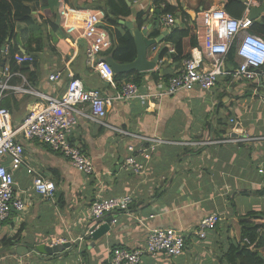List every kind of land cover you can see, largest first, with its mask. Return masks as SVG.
Masks as SVG:
<instances>
[{"label":"crops","instance_id":"1","mask_svg":"<svg viewBox=\"0 0 264 264\" xmlns=\"http://www.w3.org/2000/svg\"><path fill=\"white\" fill-rule=\"evenodd\" d=\"M102 1L81 6L78 0H41L28 5L43 25L44 35L54 51L48 47L32 56L28 67H20L28 70L25 73L13 72L8 64H1L8 66L11 73L8 86L22 89L0 92V107L9 112L13 126L23 122L37 103L44 102L41 96L60 97L70 79L103 96L114 94L123 85L101 80L86 60L80 31L61 15L65 12L73 21L77 12H100V25L104 28ZM165 1L176 9L173 14L168 13L175 19L173 27L164 24L166 14L161 13L164 6L154 0H125L131 15L117 20V31L128 30L133 37L134 29H140L145 31L144 38L156 40L147 49V59L151 61L158 56V63L153 71L140 72L144 75L137 86L140 95L155 93L158 86L166 85L181 70L182 61L175 60L174 43L165 42L169 33L198 25L203 11L223 9L226 2ZM139 19L141 26L137 24ZM51 25L58 27L59 32H53ZM15 32L23 44L28 29L18 24ZM152 32L159 35L152 37ZM163 48L169 51L162 58ZM110 50L103 54L105 59L111 57ZM53 74L60 76L55 82L49 81ZM4 80L1 76L0 82ZM250 85L220 78L210 92L194 88L144 104L138 99L113 102L105 111V124L141 138L170 142L156 147L141 175H134L123 166L131 150L142 147L141 141L82 118L78 119L70 140L91 160L95 173L89 178L76 171L63 156L36 141L19 140L25 149L24 161L13 177L16 192L27 206L23 213L12 211L0 223V264H109L112 248H142L147 232L155 228L180 230L185 238L184 250L176 258L145 257L140 264H218L227 239L237 236L238 218L249 212H264V89L254 95ZM230 138L239 142L188 145ZM41 176L55 185L54 204L33 192V179ZM125 195L134 201L130 211L109 215L116 223L111 224V231L102 238H87L85 234L93 224L89 212L92 201ZM245 202L253 205H240ZM211 214H217L221 221L204 239L197 238L193 234L200 221ZM4 240L10 241L8 246L2 245ZM66 242L72 249L53 258L40 257L30 249Z\"/></svg>","mask_w":264,"mask_h":264},{"label":"built area","instance_id":"2","mask_svg":"<svg viewBox=\"0 0 264 264\" xmlns=\"http://www.w3.org/2000/svg\"><path fill=\"white\" fill-rule=\"evenodd\" d=\"M261 1L264 0H244L245 11L240 19L231 17L220 8L203 11L200 22L196 25L197 47L190 51L189 59L182 61L181 70L171 76L166 85L158 86L155 93L140 95L135 84L124 83L114 94L103 96L99 91L87 90L79 81L70 79L65 92L60 97L41 96L44 102L37 103L19 125L13 126L9 112L0 107V223L5 222L12 211L23 213L27 206L26 201L16 192L13 177V173L22 167L24 161L25 149L19 140L36 141L40 146H45L51 152L63 156L76 171L89 178L95 173L91 160L79 145L73 144L70 140L78 119L82 118L141 141L142 147L136 151L131 150V154L123 164L132 174L141 175L156 147L170 142L158 138H141L105 124L103 121L105 111L113 102L138 99L144 104L172 96L181 90L194 88L202 92H210L220 78H231L251 84L253 94L256 95L260 86L264 88V39L250 32L254 21L249 19V14L252 8L263 7L264 10V2L262 6L258 4ZM61 15L69 19L71 27L80 31V37L85 42L86 60L89 66L98 72L101 80L113 85L114 72L103 57L112 45L107 31L100 25L101 13L77 12L78 18L73 21L65 12ZM164 19L166 26L175 25V19L171 15L166 14ZM231 49L234 50L237 67L229 71L227 56ZM14 60L17 65H22L31 64L33 58L22 54L16 55ZM10 75L9 67L0 65V77H5L4 82H0V92L22 91L21 88L8 86ZM59 78V74H53L49 77V81L55 82ZM234 123L231 119L230 124ZM241 133L245 132L242 130ZM238 142V139L230 138L188 145L196 147ZM32 189L37 196L54 204L56 189L50 180L42 176L35 177ZM133 204V199L128 195L95 199L89 208L93 224L85 236L90 237L93 233L91 229H96L105 223L109 215L126 213ZM219 221L221 219L217 214L205 217L200 221L193 235L204 239L206 233L213 230ZM112 223H116L115 220ZM82 239L80 238L79 241ZM184 247L185 238L180 230L150 229L144 247L135 250H114L110 252L109 264H140L145 257L176 258L182 254Z\"/></svg>","mask_w":264,"mask_h":264},{"label":"trees","instance_id":"3","mask_svg":"<svg viewBox=\"0 0 264 264\" xmlns=\"http://www.w3.org/2000/svg\"><path fill=\"white\" fill-rule=\"evenodd\" d=\"M40 1L0 0V65L2 63L8 64L13 72L25 73L28 71L27 69H20V67H28L30 64L18 66L15 63L14 57L22 55L21 50H24L26 55L33 57L48 47L54 51V48L50 46V40L44 35L45 30L43 25L32 15V9L28 6L29 4H37ZM78 1L82 3L81 6L97 3V0ZM154 3L164 6L162 14H173L176 10L169 6L165 0H154ZM260 4H263V2L261 1ZM100 6L105 14L104 28L107 30L113 45L109 55L113 62L118 65L130 64L136 57L134 39L128 30L123 32L116 30L118 26L117 20L131 15L130 7L127 6L125 0H103ZM223 9L231 17L240 19L245 11V6L241 0H226ZM183 15L184 17L186 16L185 14ZM18 24L26 26L29 32L23 44H21L19 36L15 32L16 25ZM137 24L141 26L142 21L139 19ZM50 27L53 32H59L58 27L53 25ZM250 32L264 39V15L253 22ZM158 35L159 32L151 33L152 37H157ZM165 42L174 43L172 45L175 51L176 62L189 59L191 55L190 50L197 47L196 25L194 24L184 30L173 29L166 37ZM185 47L189 51L185 52ZM168 51V48H163L160 56L163 58L167 55ZM236 67L234 50L231 49L227 56V68L229 71H232ZM157 76L154 73V78L158 79ZM143 77V74L137 72L116 74L114 82L117 86L122 85V83H133L136 86H140ZM262 89H264L263 86H260L258 91ZM9 243V240H4L2 245L8 246ZM117 249L122 248H112L111 253ZM218 264H264V212H249L238 218L237 236L227 239L226 246L220 253Z\"/></svg>","mask_w":264,"mask_h":264},{"label":"water","instance_id":"4","mask_svg":"<svg viewBox=\"0 0 264 264\" xmlns=\"http://www.w3.org/2000/svg\"><path fill=\"white\" fill-rule=\"evenodd\" d=\"M243 3L244 0H241ZM263 7L258 8H252L250 10L249 19L251 21H256L259 18H261V15L263 13ZM145 35V31H140V29H134L133 31V37L136 47V57L133 62L130 64H124V65H118L113 62L111 57H108L105 59V62L111 67L113 72L115 74H122V73H128V72H138V73H145L153 71L158 63V56H155L153 60L147 59V49L155 45L156 40H147L143 36ZM166 35V33H163V36ZM23 54H25L24 50H21ZM113 221V218L108 217L105 219V223L100 225L96 229H91L93 233L90 235V237L94 240H98L102 238L104 235H106L108 232L111 231V223ZM19 249V248H18ZM17 249V252L19 253V250ZM32 252L37 253L40 257H49L53 258L60 254H62L66 250L72 249V246L69 242L63 243V244H51V245H38L34 247H30ZM262 257V256H261Z\"/></svg>","mask_w":264,"mask_h":264},{"label":"rangeland","instance_id":"5","mask_svg":"<svg viewBox=\"0 0 264 264\" xmlns=\"http://www.w3.org/2000/svg\"><path fill=\"white\" fill-rule=\"evenodd\" d=\"M240 205L252 206L253 203L252 202H245V203H241Z\"/></svg>","mask_w":264,"mask_h":264},{"label":"bare ground","instance_id":"6","mask_svg":"<svg viewBox=\"0 0 264 264\" xmlns=\"http://www.w3.org/2000/svg\"><path fill=\"white\" fill-rule=\"evenodd\" d=\"M76 18H78V15H77V13H76ZM80 21L82 22V19H80Z\"/></svg>","mask_w":264,"mask_h":264}]
</instances>
